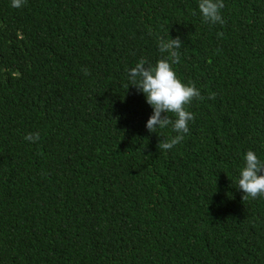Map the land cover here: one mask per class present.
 Wrapping results in <instances>:
<instances>
[{"label": "trees", "instance_id": "1", "mask_svg": "<svg viewBox=\"0 0 264 264\" xmlns=\"http://www.w3.org/2000/svg\"><path fill=\"white\" fill-rule=\"evenodd\" d=\"M199 2L0 0V264H264V198L238 189L264 161V0H223V24ZM158 37L203 97L167 151L128 79Z\"/></svg>", "mask_w": 264, "mask_h": 264}, {"label": "clouds", "instance_id": "2", "mask_svg": "<svg viewBox=\"0 0 264 264\" xmlns=\"http://www.w3.org/2000/svg\"><path fill=\"white\" fill-rule=\"evenodd\" d=\"M25 3L26 0H11L12 7L16 9L22 8ZM198 8L204 22L224 23L221 16L223 0H200ZM158 41L160 53H167V56L160 59L154 67L141 58L136 66L130 69L128 79L131 86L145 96L147 104L153 109V114L146 123L148 132L156 134L158 129L171 126L177 133L170 140L158 144V149L167 151L182 142L185 134L189 133V122L193 121L195 116L187 107L194 99L203 97L194 84L185 85L173 70L172 66L180 63L179 50L183 47L181 39L158 37ZM83 71L85 75L90 74L87 69ZM215 98V93L209 94L208 99ZM25 139L37 142L39 135L29 134ZM244 160L245 166L240 171L238 179V189L244 193L242 201L249 198L253 200L264 198V161L251 150L246 153Z\"/></svg>", "mask_w": 264, "mask_h": 264}]
</instances>
